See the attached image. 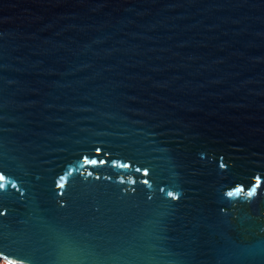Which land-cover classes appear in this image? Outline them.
Here are the masks:
<instances>
[{
	"label": "water",
	"instance_id": "water-1",
	"mask_svg": "<svg viewBox=\"0 0 264 264\" xmlns=\"http://www.w3.org/2000/svg\"><path fill=\"white\" fill-rule=\"evenodd\" d=\"M0 178L11 262L264 264V0H0Z\"/></svg>",
	"mask_w": 264,
	"mask_h": 264
},
{
	"label": "built area",
	"instance_id": "built-area-1",
	"mask_svg": "<svg viewBox=\"0 0 264 264\" xmlns=\"http://www.w3.org/2000/svg\"><path fill=\"white\" fill-rule=\"evenodd\" d=\"M0 264H20V263L11 262L8 259H6L5 257L0 256Z\"/></svg>",
	"mask_w": 264,
	"mask_h": 264
},
{
	"label": "snow or ice",
	"instance_id": "snow-or-ice-1",
	"mask_svg": "<svg viewBox=\"0 0 264 264\" xmlns=\"http://www.w3.org/2000/svg\"><path fill=\"white\" fill-rule=\"evenodd\" d=\"M0 179H2V178H0ZM3 187H4V185L3 184H0V188H3ZM254 192H255V189H253V192L252 193H249V194L252 195Z\"/></svg>",
	"mask_w": 264,
	"mask_h": 264
}]
</instances>
